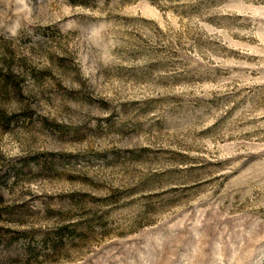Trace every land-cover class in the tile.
Returning a JSON list of instances; mask_svg holds the SVG:
<instances>
[{"label":"rangeland","instance_id":"374dc122","mask_svg":"<svg viewBox=\"0 0 264 264\" xmlns=\"http://www.w3.org/2000/svg\"><path fill=\"white\" fill-rule=\"evenodd\" d=\"M0 264H264V0H0Z\"/></svg>","mask_w":264,"mask_h":264}]
</instances>
